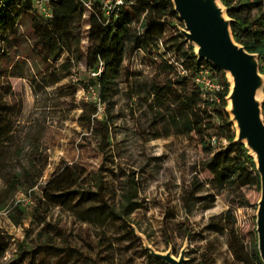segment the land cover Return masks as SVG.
Returning a JSON list of instances; mask_svg holds the SVG:
<instances>
[{
    "label": "rangeland",
    "instance_id": "obj_1",
    "mask_svg": "<svg viewBox=\"0 0 264 264\" xmlns=\"http://www.w3.org/2000/svg\"><path fill=\"white\" fill-rule=\"evenodd\" d=\"M19 3L20 0H3L0 7ZM245 4L248 6L245 15L249 14L258 27L264 6L258 5V0L254 3L241 0L238 6ZM176 14L160 18L156 12L147 11L142 18L148 16V21L168 22L154 32L169 39L185 27ZM30 19L27 13L20 24V29L30 39L12 51L9 59L0 60L3 74L0 92L17 111L21 107L13 140L25 146L22 153L15 154L11 150L0 154V202L21 204L26 217L22 226H15L9 218V210L0 211V227L15 238H22L36 197L42 195V186L67 164H74L83 175V186L95 184L94 177L99 180L105 198L122 212L124 219L88 224L71 216L66 208L51 207L54 220L68 228V237L66 240L64 236L59 237V242L69 241L93 256L98 253L102 264H154L145 253L142 238L160 252L171 250L176 257L186 249V264H244L235 259L228 245V233L233 228L241 238L250 264H257L256 214L261 197L257 165L252 169L244 160L240 162L246 171L252 169L256 183L218 190L210 182L213 174L205 168L210 155L203 149L201 137L196 133L166 136L163 126L168 119L160 118V112L150 106L149 90L153 79L175 78L176 72L156 65L146 46L135 48L136 45H132L107 103H102L98 81L93 75L100 70L94 52L101 34L91 33L88 16L56 62L44 60L33 49ZM183 58L186 60V56ZM62 63H66L64 67ZM131 73L134 76L130 79ZM53 74L66 77L59 84L44 87L46 81L55 78ZM226 77L232 87L227 72ZM33 78L42 82L37 92L31 84ZM76 82L88 84L89 88L79 86L73 92L70 87H58ZM260 97L264 101V88ZM89 106L97 108L98 118L108 116L110 136L107 141L103 140L101 132L89 129L88 116L92 112ZM226 110L228 112V108ZM229 116L230 124L224 125L216 149L229 146L228 135L237 137L235 122L230 113ZM210 121L223 125V120L216 115ZM34 146H38V150H34ZM32 160L44 169L40 182L30 190L20 187L15 191L6 179L11 173L24 171ZM228 210L230 215L226 214ZM130 227L140 237L139 242L131 239ZM13 240L5 259L14 252L17 240ZM87 241L92 242L91 245Z\"/></svg>",
    "mask_w": 264,
    "mask_h": 264
},
{
    "label": "trees",
    "instance_id": "obj_2",
    "mask_svg": "<svg viewBox=\"0 0 264 264\" xmlns=\"http://www.w3.org/2000/svg\"><path fill=\"white\" fill-rule=\"evenodd\" d=\"M3 0H0V4ZM21 3L0 7V60H7L11 57L12 51L20 48L28 39L20 29L21 19L25 14L31 16V31L33 49L44 58V60L58 61L70 42L76 37L75 31L85 20L86 8L81 0H53V16L44 18L34 7L32 0H20ZM227 8L232 19L231 28L235 40L243 44L248 51L260 55V71L264 75V16L259 20L256 27L250 15H245L248 6L239 5L241 0H221ZM253 3L255 0H252ZM258 5L264 6V0H258ZM156 12L160 18L176 16L172 0H123V4L117 9L116 14L107 15L102 4L96 3L95 11L88 14L90 31L93 35L101 34L100 40L94 52L95 59L99 64L103 63L102 71L96 76L98 81L99 94L102 103H107L109 94L116 80L120 76L121 66L132 45L135 48L146 46L154 59L156 65L169 67L175 71L176 77L168 80L153 79L149 90L152 98L150 106L160 112V118L167 117L164 124L166 136L172 134L190 135L196 133L201 137L203 149L210 155L205 168L213 174L211 183L218 190H227L230 187L244 186L256 183V176L252 177V169L257 165L254 157L244 144L234 142L235 134L227 136L229 146L215 148V144L221 142L224 125H229L228 95L231 89V82L226 77V72L212 65L219 75L222 89L217 92V98H206L199 85L193 79L201 63L206 62L197 57L194 46L190 45L181 33V29L165 39L154 30L160 25L168 22L149 20L148 16L143 17L145 12ZM137 23V24H136ZM136 24V25H135ZM154 37H162L168 51L184 60L189 75L180 76L173 66L164 58L156 56L158 49L152 48ZM186 56L183 58V56ZM209 63V62H208ZM66 63H62V67ZM15 69V68H13ZM0 70V78L2 77ZM14 76L17 74L13 73ZM44 87L56 85L66 77L53 74ZM134 73H131L130 79ZM51 78V76H49ZM42 82L35 78L31 84L37 92V86ZM81 86L89 88L88 84L67 83L59 85V89L70 87L73 92ZM14 105L8 103L0 92V154L5 155L14 150L22 153L25 146L13 139L16 132L15 122L21 112L17 111ZM92 109L88 116V127L93 131L101 132L104 141L110 136V121L108 116L100 119L96 115L97 108ZM264 113V101H263ZM218 116L223 120V125L213 124L210 119ZM215 138V140L213 139ZM106 143V142H105ZM34 146L33 148H35ZM38 146L34 150H38ZM234 148V154L232 149ZM245 164L251 165V170L246 171ZM44 169L39 166L36 160H32L29 167L22 172L9 174L6 179L16 191L20 187L30 190L34 188L43 176ZM82 174L78 172L76 165L67 164L61 172L50 179L42 186V195L37 196L35 205L31 211L29 225L25 227V235L22 238H15L0 227V264H102L98 253L93 256L90 252L69 241L59 242V237L66 240L68 237L67 227L54 220L51 207L60 206L69 210L70 215L78 217L83 223L101 224L110 221L123 220V214L116 206L105 198L104 188L101 182L93 178L95 184L90 187L83 186ZM237 200H232L236 203ZM9 210V218L15 226H22L26 212L21 204L0 202V211ZM230 215V210L226 212ZM226 228L223 226V229ZM128 233L131 239L140 241L134 228H129ZM13 239H16V247L9 259L8 251L12 249ZM88 245L92 242L87 241ZM228 245L235 259L244 264H250L248 254L241 241L238 232L230 229L228 233ZM145 253L154 264L165 262L153 257L148 250ZM257 264H263L260 254L256 253Z\"/></svg>",
    "mask_w": 264,
    "mask_h": 264
},
{
    "label": "water",
    "instance_id": "obj_3",
    "mask_svg": "<svg viewBox=\"0 0 264 264\" xmlns=\"http://www.w3.org/2000/svg\"><path fill=\"white\" fill-rule=\"evenodd\" d=\"M185 27L181 33L195 46L199 59L230 74L232 87L228 95V112L235 122V142L244 144L257 163L261 179V197L256 214L258 251L264 264V113L260 92L264 75L260 55L247 50L233 36L231 23L221 0H172ZM145 249L167 264H186V249L178 257L171 250L160 252L146 238Z\"/></svg>",
    "mask_w": 264,
    "mask_h": 264
},
{
    "label": "built area",
    "instance_id": "obj_4",
    "mask_svg": "<svg viewBox=\"0 0 264 264\" xmlns=\"http://www.w3.org/2000/svg\"><path fill=\"white\" fill-rule=\"evenodd\" d=\"M34 7L44 18H51L53 16L52 1L53 0H32ZM86 8L85 17L88 16L90 12L95 11L96 3L102 4L104 10H106L107 15H112L117 13V9L123 4V0H81ZM184 27L181 28V30ZM154 43L151 47L157 48L158 53L156 56L164 58L171 66L175 68L180 76L189 75V71L185 66L184 60L176 56L172 52L168 51L165 47L164 39L162 37H154ZM198 57V56H197ZM199 59V58H198ZM202 60V59H200ZM199 65L198 70L193 76L194 81L199 85L203 91L206 98H217V92L222 89L221 83L219 81V75L216 70L212 67V63L205 60ZM209 62V63H208ZM214 66V65H213ZM103 69V63H100V70L93 72L96 77L100 71ZM215 140V138H213Z\"/></svg>",
    "mask_w": 264,
    "mask_h": 264
}]
</instances>
